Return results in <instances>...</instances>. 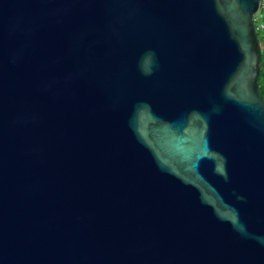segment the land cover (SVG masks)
<instances>
[{"label":"water","instance_id":"95a60500","mask_svg":"<svg viewBox=\"0 0 264 264\" xmlns=\"http://www.w3.org/2000/svg\"><path fill=\"white\" fill-rule=\"evenodd\" d=\"M261 0H0V264H264Z\"/></svg>","mask_w":264,"mask_h":264},{"label":"trees","instance_id":"16d2710c","mask_svg":"<svg viewBox=\"0 0 264 264\" xmlns=\"http://www.w3.org/2000/svg\"><path fill=\"white\" fill-rule=\"evenodd\" d=\"M254 18L256 25L258 27L259 25L263 24V26L259 27L258 29V37L261 45V54H262V65L259 75V88L262 98L264 99V4L262 5L260 11L257 13V15H255Z\"/></svg>","mask_w":264,"mask_h":264},{"label":"built area","instance_id":"2783aa9c","mask_svg":"<svg viewBox=\"0 0 264 264\" xmlns=\"http://www.w3.org/2000/svg\"><path fill=\"white\" fill-rule=\"evenodd\" d=\"M262 1V5L264 4V0H261ZM263 24L259 25V27H262ZM259 27L257 26V28L259 29Z\"/></svg>","mask_w":264,"mask_h":264}]
</instances>
